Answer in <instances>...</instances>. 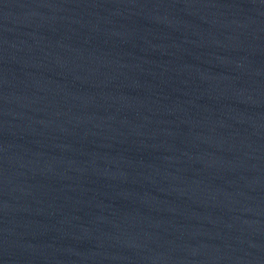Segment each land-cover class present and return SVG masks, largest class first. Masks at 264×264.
Returning a JSON list of instances; mask_svg holds the SVG:
<instances>
[{
	"label": "water",
	"instance_id": "water-1",
	"mask_svg": "<svg viewBox=\"0 0 264 264\" xmlns=\"http://www.w3.org/2000/svg\"><path fill=\"white\" fill-rule=\"evenodd\" d=\"M0 264H264V0H0Z\"/></svg>",
	"mask_w": 264,
	"mask_h": 264
}]
</instances>
